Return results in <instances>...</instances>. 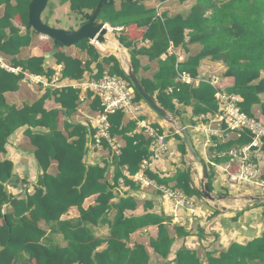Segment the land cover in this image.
<instances>
[{"label": "trees", "instance_id": "16d2710c", "mask_svg": "<svg viewBox=\"0 0 264 264\" xmlns=\"http://www.w3.org/2000/svg\"><path fill=\"white\" fill-rule=\"evenodd\" d=\"M195 1L188 15L159 14L155 7H148L145 3L132 5L121 1L120 6H103L100 16L118 33L119 41L130 49L132 66L146 90L172 114L178 115L177 103L191 106L194 115L198 116L218 110L217 88L211 82L203 80L195 86L178 80L182 73L197 77L201 61L210 57L214 61H223L227 66L226 76L234 77V84L227 88V92L242 98L239 103L241 110L250 116L256 112L264 115V0ZM30 2L0 0V5L4 6L0 17V54L16 57L23 47L32 44V30L28 26ZM61 2H69L73 11L81 7L92 9L99 0ZM14 21L26 27V31L22 33ZM118 28L122 29L119 31ZM139 40L150 41L151 44L138 47L136 43ZM194 43L201 44L202 49L186 61H178L176 54L168 55L164 60L160 58L171 45ZM76 46L87 51L90 60L83 62L58 51L54 57L58 64L63 65V78L81 79L96 61L98 73L95 79L102 78L105 65L110 64V74L129 80L115 55L102 56L90 39H82ZM141 55H147L152 61L159 60V69L152 77L140 75L143 69ZM12 64L16 68L21 67V71L15 73L0 63V154H7L10 136L27 126L26 134L35 147L34 154L41 172L33 193L26 191L15 195L8 190V184L18 180L14 172L15 163L9 158L0 159V264H149L148 246L167 259L176 239L191 235V231L183 225H174L172 232L171 217L157 212L153 199L144 201L142 214L127 213L138 209L141 203L123 188L135 191L141 188L132 176L142 169L145 160L153 156L152 139L136 131L137 120L125 122L126 114L121 110L109 114L111 136L121 137L125 143L117 154L109 142L103 140L110 156L103 163L88 164V136L95 130H90L88 124L68 121L64 131L59 129L60 114L70 118L77 111L80 89L73 86L48 87L33 103L20 108L10 105L5 94L19 90L26 72L49 79L55 73L53 68L46 66L45 56H31L24 60L13 58ZM135 91L137 100L145 101ZM50 98H54L61 108L47 109L45 104ZM255 106H258V111H254ZM92 108L103 110L99 98L94 99ZM37 128L47 130H34ZM175 135L182 140L180 134ZM250 141L249 136L242 134L240 138L219 144L212 151L226 154L218 156L217 163L227 164L231 158L229 151ZM180 147L183 153H188L184 143ZM54 162L58 165L56 174L50 172ZM111 168H114V174L110 178ZM235 170L233 165L232 171ZM145 172L159 185L174 182V187L188 196L202 197L189 169H178L173 176H162L150 168ZM213 173L209 174L212 190ZM94 195L97 196L96 201L85 207L86 200ZM259 205L264 206V203ZM74 206L78 207L80 216L63 219V215ZM113 210L115 215L111 219L109 213ZM219 212L217 210L216 213ZM240 215L238 213L237 216ZM42 221L51 230L63 234L67 245L45 244L43 239L47 230L40 225ZM98 224L110 226L108 239L93 233L90 225ZM151 226L158 227V234L149 238L148 246L143 243L130 246L134 233ZM104 244L106 247L100 249ZM24 253L27 254L26 263L21 262ZM205 260L207 264H264V234L245 244L233 242L219 255L214 251L207 252L205 258L196 249L183 247L177 252L174 264H204Z\"/></svg>", "mask_w": 264, "mask_h": 264}, {"label": "crops", "instance_id": "0c3cea01", "mask_svg": "<svg viewBox=\"0 0 264 264\" xmlns=\"http://www.w3.org/2000/svg\"><path fill=\"white\" fill-rule=\"evenodd\" d=\"M60 5L56 9L55 14L53 15L54 21L50 25L64 28V29H77L83 24V20L78 18L77 16H72V18L68 21L64 22L66 24H57L55 21L60 18V16L68 11H71L70 3H62L59 0ZM148 7H155L159 14L167 13L169 16H173L176 14L188 15L191 11L192 6L196 3L195 0H188L181 3L179 0H167L161 2L160 0H151L144 2ZM120 6L118 2L116 4ZM65 8V9H64ZM4 6L0 5V17L3 15ZM44 18V15H43ZM45 20V19H44ZM15 24L21 28L22 33L26 31V27L19 25L17 21H14ZM122 28H118L117 30H121ZM140 30H146V28H141ZM118 37V33L115 34ZM33 36V34H32ZM117 40H119L117 38ZM187 40L189 38L187 37ZM91 42L95 44V41ZM150 41L139 40L136 45L141 47L143 45H150ZM54 42L51 38L46 35H35L33 36V42L30 46L23 47L21 52L16 56H7L4 54H0V63L5 68L18 73L21 71V67H14L12 64L13 58L17 59H27L31 56H45L44 53L51 51L53 48ZM113 46L103 47L99 44H95V46L99 49L102 56L113 54L117 57L120 62V66L126 68L123 59L127 61V63H131L132 58L130 54V49L124 46L123 51L125 52V56L117 54L116 49ZM113 48L114 50L111 52H104L106 49ZM202 49V45L199 43L194 44H186L175 47L171 45L170 49L167 53H164L160 58L165 59L168 55L176 54L178 56V61L183 62L186 61L190 55L198 54ZM58 51H63L66 55L79 58L83 62L90 60V55L87 51H84L78 48L76 45L61 47ZM57 51V52H58ZM56 52V53H57ZM55 55V54H54ZM51 59H46L45 63L47 67L53 68L55 70L54 75L49 79L44 75H35L26 72L25 78L20 82V88L17 91L7 92L5 94L6 100L8 104L15 105L17 107H22L27 103H33L37 99H39L46 91L48 87L51 88H63L66 86H73L75 88L80 89V100L77 111L70 117L67 118L63 114H60L59 117V129L64 131L65 122H75V123H83L90 124L92 118L97 115L99 110H94L92 108V102L96 98L89 88L90 83L95 79L96 74L98 73L97 62H93L91 65V69L87 70L81 79H71V78H63L62 77V69L63 65L58 64L56 62L55 57ZM141 64L143 69L140 72L141 76L144 77H152L159 69V60H150L147 55L140 56ZM110 64L105 65V72H109ZM227 66L223 61H214L210 57L203 59L199 66V74L197 77L193 78V84L198 86L199 83L210 75L217 74L223 82L225 86V90L234 84V77L226 76ZM92 93L93 95L91 96ZM141 104V106L139 105ZM138 104V110L125 115V122L129 120H137V132H142L145 136L150 137V129H161L160 134L163 135L166 150L159 155L157 158L151 160L150 164L147 168H150L152 171L159 173L162 176H173L178 169H189L193 178L194 185L199 188L198 183L200 182V177L197 178L195 173V164L193 162V157L190 153H183L181 149V145L183 143L182 140L176 137V133L178 130L175 129L171 124L168 126L167 122L162 119L154 109L145 101H140ZM45 107L47 109L53 108H61V105L55 101L54 98H50L46 101ZM177 111L178 115H176L181 122L187 128L199 127V135L201 137H197L193 140L195 146L201 142L203 139V143L201 144L203 153L206 157L212 152L213 148L211 147L209 150L204 147V142L207 137V132H201L200 130H205V124L208 123L207 119H202L201 115H194L193 108L191 106H184L182 104L177 103ZM254 111H258V106L254 107ZM184 113L187 115V123H184L180 114ZM158 125V126H156ZM27 126L21 127L17 131H15L10 139H14L7 145V154H0V159H12L15 163V175L18 177L13 183L8 184L9 192L18 195L20 193H24L29 191L33 193L35 190V184L38 179V175L40 174V168L38 166L34 150L35 147L31 143L29 137L26 134ZM34 130H47L45 128H37ZM179 134V133H178ZM217 136H213V139L216 140ZM114 143L120 147V149L124 145V140L121 137H113ZM113 149V148H112ZM88 151V149H87ZM113 151V150H112ZM116 152V151H115ZM117 153V152H116ZM208 154V155H207ZM110 156L109 149H96L92 154H86V162L88 164L95 163H103V160ZM205 159V158H204ZM206 161V159H205ZM207 163V162H206ZM208 166V164H207ZM146 168V169H147ZM145 169V170H146ZM208 169L210 170L209 166ZM213 171V170H212ZM50 172L56 174L58 172V165L54 162L50 168ZM219 173V170H218ZM114 168H111L109 173L110 178L113 177ZM128 174V172H126ZM225 175V174H223ZM214 171L213 173V185H215L216 189L221 191V185L217 182L219 179L223 182L222 176L217 175ZM133 179V176H132ZM134 180V179H133ZM169 185L175 186V183L172 182ZM123 191L129 192L131 195L136 196L140 201V206L136 210H128V214H142L144 212L143 203L145 200L153 199L155 201L156 211L159 213H164L167 216H170L172 219V214L174 212V203L167 200L163 197V194L160 190L155 187H141L139 190H131L127 187L123 188ZM220 193V192H218ZM216 194V193H215ZM231 195V194H230ZM234 196H244V195H234ZM97 196L94 195L86 200L84 203L85 207L90 206L96 201ZM203 198V197H202ZM193 199V198H192ZM238 201V200H235ZM208 202V201H207ZM211 207L214 208L215 212L219 210V213H216L218 216L215 218L216 223H212L211 219H204L205 214L202 213L201 207L194 206L192 209H179L180 213H183L185 218L184 221L180 223H173L171 221L170 228L173 232L172 226L174 225H183L188 230L191 231V235L177 238L173 247L170 256L165 259L159 254L155 253L153 248L149 245V238L151 236L156 237L158 234V227L151 226L148 229H144L138 231L132 235L130 246H133L135 243H143L148 246V250L150 252L151 260L149 264H174L177 252L183 248H193L196 249L199 254L205 258L207 252L214 251L216 255H219L220 252L227 250L233 242L239 243H248L253 239L264 234V207L263 209H259L255 212H245L243 215H238L237 210L240 208H231L226 211L221 210L216 206V204L212 202ZM238 203V202H237ZM8 206L4 207L6 211ZM248 209V208H247ZM246 210V209H245ZM245 210L241 211L244 212ZM194 213V214H192ZM240 213V212H239ZM255 213L254 219L255 221L250 222L251 217ZM115 215V211H110L109 217L112 219ZM80 216V211L78 207H72L65 215H63V219H75ZM234 220L232 223L231 221ZM40 225L47 230V233L43 239V242L47 245L52 244H60L61 246H66L67 241L64 238L63 234L59 232H55L51 230V227L48 226L44 221L40 223ZM93 233L100 238L108 239L110 236V226L108 224H98V225H90ZM106 247L104 244L100 249ZM27 254H23L21 257V262L26 263ZM204 264H207V261H204ZM258 264V263H253Z\"/></svg>", "mask_w": 264, "mask_h": 264}, {"label": "built area", "instance_id": "2783aa9c", "mask_svg": "<svg viewBox=\"0 0 264 264\" xmlns=\"http://www.w3.org/2000/svg\"><path fill=\"white\" fill-rule=\"evenodd\" d=\"M178 80L189 84L194 82L192 76L187 73L180 74ZM206 80L217 88L215 96L219 108L216 112L200 116L202 119L208 120V123L205 124V130H200V133L207 132L204 147L208 150L211 147L216 148L223 142L240 138L242 134H246L251 138L249 143L238 145L229 151L231 158L225 165L218 164L216 161V158L225 155V152H210L209 158L206 159L208 166L213 172L215 171L216 176H222L223 182L236 186L248 185L254 187L262 190V195L255 196H264V115L256 112L254 116H250L243 112L239 106L242 98L235 94H229L217 74L208 76ZM89 88L94 96L101 101L103 110H99L88 124L90 130L94 129L95 133H90L88 136L87 153L90 155L96 149H104L103 140H107L113 150L119 154L121 149L114 143L110 134L108 115L118 110L123 111L125 114L138 110L140 101L136 98L135 87L126 78L105 72L102 78L92 81ZM139 105L141 106V104ZM195 128L199 130L198 126ZM159 131V128L150 129L153 156L144 161L142 169L133 176V179L141 187H155L162 192L164 198L173 202L174 212L171 220L173 223H180L185 218L183 213L178 210L194 208V200L179 188L171 185H159L154 179L149 178L145 172L151 160L157 158L166 150L164 137ZM213 136H217L216 140L213 139ZM197 137L201 139L200 136ZM233 165L236 166L235 171H232Z\"/></svg>", "mask_w": 264, "mask_h": 264}, {"label": "water", "instance_id": "95a60500", "mask_svg": "<svg viewBox=\"0 0 264 264\" xmlns=\"http://www.w3.org/2000/svg\"><path fill=\"white\" fill-rule=\"evenodd\" d=\"M49 1L50 0H31L29 4L28 22V26L32 30L33 36L46 35L54 42L52 50L44 53L46 59H51L59 48L77 45L78 42L82 39H90L101 45L107 43L111 37L118 42L119 47L123 50L124 45L114 37V32L111 25L105 22L100 16L103 10V6H113L121 1L128 2L132 5H139L144 3L143 0H99L98 4L92 9L81 7L79 9L73 10L72 13L78 18L82 19L84 22L77 29H64L52 26L48 21L44 20L43 13L49 4ZM116 53L125 56L124 51L121 52L116 50ZM123 70L125 71L127 77L129 78L135 89L144 98V100L159 114L162 119H164L166 122H168L178 130V133L182 137L183 143L186 145L187 151L193 157V160L201 165L202 176L200 179V187L198 189L203 198L216 204V206L223 211H226L227 208L225 206L220 207V205L217 204L219 200L244 199L252 203H264V196H232L215 194L209 184V170L207 163L196 149L191 135L185 125L176 116V114H172L167 109H165L158 102L156 97L151 95L146 90L131 63H128L127 68L123 67ZM243 210H245V208H240L237 210V212L239 213Z\"/></svg>", "mask_w": 264, "mask_h": 264}, {"label": "rangeland", "instance_id": "374dc122", "mask_svg": "<svg viewBox=\"0 0 264 264\" xmlns=\"http://www.w3.org/2000/svg\"><path fill=\"white\" fill-rule=\"evenodd\" d=\"M60 5L59 3V0H50L49 1V4L46 8V10L44 11L43 15H44V19L46 21H48L49 23L53 22L54 19H53V15L55 14L56 12V9L58 8V6ZM65 9V8H64ZM74 14L72 13V10L71 11H68L64 14H62L60 16L59 19H57L55 22L57 24H66L64 22H67L68 21V17L69 19L72 18ZM76 16V15H74ZM114 32V37L117 39L116 37V32L115 30H113ZM119 41V40H118ZM96 44V43H95ZM113 45H111L112 47ZM114 49L113 48H107L106 51L104 52H111L113 51ZM155 111V110H154ZM156 112V111H155ZM157 113V112H156ZM158 114V113H157ZM159 115V114H158ZM182 120L184 123H187V115L184 114V113H181L180 114ZM168 126H171L168 122H167ZM188 132L190 133L191 135V138L192 140H194L196 138V134L197 133V136H200L199 135V132L195 129V127H192V128H188ZM14 139H10V142H12ZM14 142H12L13 144ZM203 143V139L201 140L200 143H198L196 145V149L198 150V152L200 153V155L207 159L209 158L206 157L203 153V150H202V146L201 144ZM208 155V154H207ZM210 155V154H209ZM194 164H195V173H196V176L197 178H199L200 176H202V168H201V165L199 163H197L195 160H193ZM209 170V169H208ZM212 169L210 168L209 170V174H212ZM201 179V177H200ZM219 185H221V191H219L218 189H216L215 185H213V192L216 193V194H221V195H244V196H247L249 194H253V195H262V190H259V189H256L254 187H251V186H248V185H244V186H236V185H233L231 183H226V182H222L221 179L218 180L217 182ZM199 187H200V182L198 183ZM220 192V193H218ZM191 198H193L194 202H195V205L196 206H200L201 209L203 210L202 213L205 214V218L204 219H211L212 220V223H216L215 221V218L218 216L214 210V208L211 207V203H208L209 201L206 200L205 198H202L198 195H194L192 196ZM208 201V202H207ZM238 202V203H237ZM198 204V205H197ZM218 205H220V207H223L225 206L227 209H231V208H248L246 209L244 212H240L242 215L246 212H255L259 209H263V205H259L261 203H252L250 201H246L244 199H241V200H238V201H235L234 199H224V200H219ZM194 214V213H192ZM244 216V215H243ZM254 216H255V213L253 214V217L252 220L250 219V222H253L255 221L254 219ZM234 220L231 221V223L233 222Z\"/></svg>", "mask_w": 264, "mask_h": 264}, {"label": "bare ground", "instance_id": "6f19581e", "mask_svg": "<svg viewBox=\"0 0 264 264\" xmlns=\"http://www.w3.org/2000/svg\"><path fill=\"white\" fill-rule=\"evenodd\" d=\"M112 44H114V47H115L116 50L121 51V52L123 51V50L119 47L118 42L115 41L114 39H112L111 37H110V40H109L107 43H105V44H101V46H103V47H108V46H110V47H111ZM123 61H124V64H125V66H126V68H127V67H128V63H127V61H126L125 59H123Z\"/></svg>", "mask_w": 264, "mask_h": 264}, {"label": "clouds", "instance_id": "9594fccd", "mask_svg": "<svg viewBox=\"0 0 264 264\" xmlns=\"http://www.w3.org/2000/svg\"><path fill=\"white\" fill-rule=\"evenodd\" d=\"M112 29L114 30V28L112 27Z\"/></svg>", "mask_w": 264, "mask_h": 264}]
</instances>
